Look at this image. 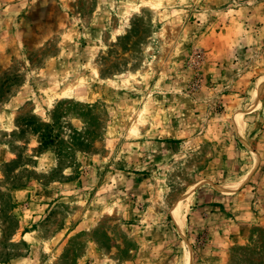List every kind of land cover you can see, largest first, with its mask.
I'll use <instances>...</instances> for the list:
<instances>
[{"label":"rangeland","instance_id":"rangeland-1","mask_svg":"<svg viewBox=\"0 0 264 264\" xmlns=\"http://www.w3.org/2000/svg\"><path fill=\"white\" fill-rule=\"evenodd\" d=\"M261 218L264 0H0V264H264Z\"/></svg>","mask_w":264,"mask_h":264},{"label":"crops","instance_id":"crops-1","mask_svg":"<svg viewBox=\"0 0 264 264\" xmlns=\"http://www.w3.org/2000/svg\"><path fill=\"white\" fill-rule=\"evenodd\" d=\"M52 166H56V160L54 161V164ZM28 188L29 187H27V186H23L21 188L18 187L17 189H15V196H17V198H18V200H16L17 203H20L21 200H22V198H24V197L27 199V196H28V193H29ZM189 202L186 204V207L184 209L185 212L187 211L188 207L191 208V206L189 205ZM178 209H181L180 208V205L178 206ZM191 210L192 209H190V211H188V212L189 213L193 212ZM180 213H182V211H180V210L177 211L176 217H177V219L180 218V220L182 221L183 218L185 217V215H184L185 213H183L182 215ZM189 213H188V215H189ZM261 220H262V223H263L264 222L263 218H261ZM246 234H248L247 231L245 232V234H241V235H229L228 237L225 238L226 239L225 242L227 244H229V245L235 244V243H241V244H243V243H245V241H247L248 235H246Z\"/></svg>","mask_w":264,"mask_h":264}]
</instances>
